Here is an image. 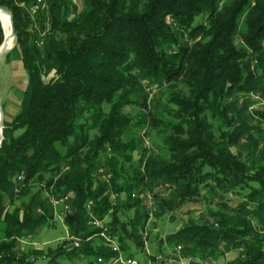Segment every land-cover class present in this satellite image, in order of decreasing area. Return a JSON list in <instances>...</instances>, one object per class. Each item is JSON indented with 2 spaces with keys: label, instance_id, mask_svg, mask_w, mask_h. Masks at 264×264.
<instances>
[{
  "label": "trees",
  "instance_id": "trees-1",
  "mask_svg": "<svg viewBox=\"0 0 264 264\" xmlns=\"http://www.w3.org/2000/svg\"><path fill=\"white\" fill-rule=\"evenodd\" d=\"M75 1L0 0L27 76L1 127L0 264H96L101 232L134 257L151 213L199 196L165 242L189 264H264V0ZM56 214L67 239L20 245Z\"/></svg>",
  "mask_w": 264,
  "mask_h": 264
},
{
  "label": "rangeland",
  "instance_id": "rangeland-1",
  "mask_svg": "<svg viewBox=\"0 0 264 264\" xmlns=\"http://www.w3.org/2000/svg\"><path fill=\"white\" fill-rule=\"evenodd\" d=\"M4 26L5 29L3 28V32L0 28V32H2L1 42L2 38L4 37V32L5 34L7 32L9 33V24L7 19L4 22ZM12 41L13 40H11L8 45V50H10L13 46ZM0 60V97L7 95L9 100V102L6 101L7 103H3L1 107H3L2 110L4 112V115L8 118L9 116H7L6 113H9L15 106L16 110L14 109V111L16 113V111H18L20 107V99L25 89V82L17 81L16 84L12 82L14 78L9 73L10 68L5 66L6 61L4 60V57H2ZM16 100L19 102L18 106ZM251 101L253 103L250 105V108L262 107L261 103L259 104L258 102V97H256L255 95L251 96ZM201 192L203 193V191ZM154 195L160 198H166L167 196H169L168 193H166L165 191H160V189L155 190ZM222 199H227L231 206H234L238 202V198L230 192H225L222 198H216L215 200L219 201ZM205 205L206 203L202 201V197L199 196L193 200H185L183 204L179 205L176 208V210L174 209L172 212L165 215L153 217L154 214L151 213L152 216H150V219L147 221V226L144 230L145 242L142 245V248L135 249L133 248V245H131L133 250H135L134 252L137 253L134 256V259L139 262H145L146 260H148V257L150 255H155V261L153 263L150 262L151 264H189L190 262H195V260H193L192 258L190 259L189 256L183 258L180 252L178 253L177 251H175L174 246L168 245L165 242L164 236L182 227L185 220H187L188 218L197 219L200 214H205L207 209ZM152 206V210L154 211L156 205ZM61 219V215L56 214L53 219L52 226L49 229L44 228L40 234L29 238V241L27 242V244L23 245V247L31 244L36 248H55L61 239L68 238L67 229L62 225ZM255 223L256 222H254V224ZM92 224L96 226L98 223ZM160 238L163 240V244H161L159 249H157V243ZM236 255L237 253L231 249L228 250L223 257L213 255V257L210 258L209 262L211 264H219L224 260L235 258ZM200 261L201 264H206L204 260L201 259ZM61 262L63 264H83V262L77 260V258H74L71 262Z\"/></svg>",
  "mask_w": 264,
  "mask_h": 264
},
{
  "label": "built area",
  "instance_id": "built-area-1",
  "mask_svg": "<svg viewBox=\"0 0 264 264\" xmlns=\"http://www.w3.org/2000/svg\"><path fill=\"white\" fill-rule=\"evenodd\" d=\"M37 3H39L40 0H35ZM71 2H76L75 0H69ZM22 178V175H17L15 178V182H19ZM173 185L165 184V185H159L158 187H156L157 189H160V191H166L169 188H172ZM17 189V187L15 188V190ZM145 196V207L147 210L149 211H153V206L154 205V198L153 196H151L150 194H144ZM63 200H61V202H63L64 204L66 202H68V199L66 197L62 198ZM63 210H67V206L66 204L63 206ZM101 237L103 238V240L105 241L106 246L108 247V249L110 250V254L111 256H109L107 259H105V257L100 256L98 257L95 262L96 264H151L150 261L146 260L145 262H139L136 261L134 259V257H127L125 256L123 253H121V251L119 250V243H118V239L116 238V235H108V234H104V232L100 233ZM30 235L23 237V238H18V242L20 243L21 246L27 244V242L29 241ZM74 245H78V242L76 240H74ZM175 251H177L178 253L180 252V246H174Z\"/></svg>",
  "mask_w": 264,
  "mask_h": 264
},
{
  "label": "crops",
  "instance_id": "crops-1",
  "mask_svg": "<svg viewBox=\"0 0 264 264\" xmlns=\"http://www.w3.org/2000/svg\"><path fill=\"white\" fill-rule=\"evenodd\" d=\"M0 21H1V26H2V29L4 28L5 29V26H4V23L2 22V20L0 19ZM6 52H8L7 54H6V56H2V57H4V60L6 61V67H9L10 69H9V73L13 76V80H12V82H14L15 84L17 83V81L19 82V81H21V82H25L26 83V78H27V76H26V73H24V70L22 69V62H21V60L18 58V53L17 52H15L14 50L13 51H6ZM1 57V58H2ZM0 58V59H1ZM1 61V60H0ZM11 85V84H10ZM25 87V86H24ZM6 101H8L9 102V100H8V96L7 95H4V96H2V97H0V103H1V106L3 105V103H5ZM7 103V102H6ZM16 103H17V106L19 105V102L16 100ZM3 108V107H2ZM2 108H1V110H2ZM16 108V106L15 107H13L12 108V110L9 112V113H6L7 114V116H9L8 118L4 115V112H3V110H2V116H3V121H10L14 116V114H16L15 113V111H14V109ZM16 110V109H15ZM14 111V112H13ZM17 112V111H16ZM233 259V258H232Z\"/></svg>",
  "mask_w": 264,
  "mask_h": 264
},
{
  "label": "water",
  "instance_id": "water-1",
  "mask_svg": "<svg viewBox=\"0 0 264 264\" xmlns=\"http://www.w3.org/2000/svg\"><path fill=\"white\" fill-rule=\"evenodd\" d=\"M0 13L1 14H5L9 17V33L8 35L5 34L4 32V37L2 38V42L0 44V58L2 57V55L8 51V42L10 40L13 39V36H15V31H14V28H13V20H12V17H10V13L7 11H5L3 8L0 7ZM1 23V21H0ZM0 28L2 29V26L0 24ZM2 32H3V29H2ZM1 103H0V141L2 139V131H1V127H2V122H3V116H2V110H1Z\"/></svg>",
  "mask_w": 264,
  "mask_h": 264
},
{
  "label": "bare ground",
  "instance_id": "bare-ground-1",
  "mask_svg": "<svg viewBox=\"0 0 264 264\" xmlns=\"http://www.w3.org/2000/svg\"><path fill=\"white\" fill-rule=\"evenodd\" d=\"M0 19L2 20L3 23H4L5 20L7 19L8 24H9V17H8L7 15H5V14H1V13H0ZM6 35H8V32L6 33ZM10 41H11V40H10ZM10 41L8 42V45H9ZM171 190H172V189H171ZM163 192H164V191H163Z\"/></svg>",
  "mask_w": 264,
  "mask_h": 264
}]
</instances>
